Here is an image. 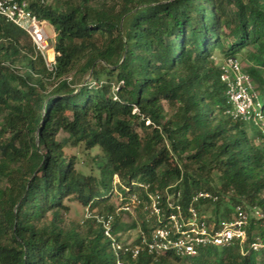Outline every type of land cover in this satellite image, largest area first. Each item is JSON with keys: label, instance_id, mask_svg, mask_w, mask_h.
<instances>
[{"label": "trees", "instance_id": "16d2710c", "mask_svg": "<svg viewBox=\"0 0 264 264\" xmlns=\"http://www.w3.org/2000/svg\"><path fill=\"white\" fill-rule=\"evenodd\" d=\"M41 1L29 8L56 34L52 71L0 18V264H264V135L255 145L245 123L224 115L220 80L222 61L243 56L264 114V0ZM67 148L97 149V173L79 171ZM130 149L142 152L134 168L121 163ZM140 185L163 199L179 193L184 209L211 193L195 207L214 223L236 205L263 217L249 218L242 252L195 257L118 258L94 218L66 224L74 202L112 216L116 241L147 233ZM133 196L136 220L121 210Z\"/></svg>", "mask_w": 264, "mask_h": 264}, {"label": "built area", "instance_id": "2783aa9c", "mask_svg": "<svg viewBox=\"0 0 264 264\" xmlns=\"http://www.w3.org/2000/svg\"><path fill=\"white\" fill-rule=\"evenodd\" d=\"M32 1L35 0H0V18L13 24L29 37L35 50L45 60L46 67L52 71L53 63L49 62L45 55L49 39L44 31L45 22L37 20L32 14L29 8ZM220 71V80L225 86L224 115L233 121L255 125L260 134L264 135L262 102L249 74L235 58L222 61ZM140 187L144 189L146 196L143 204L146 224L153 223V227L147 233L140 228L137 229L140 238L137 244H132L134 240L116 241L112 232V216H98L86 210L85 218H94L96 223L101 225L104 236L109 239L112 251L118 258L122 254L137 259L143 253L155 256L172 253L178 257H195L204 248H227L234 244H237L242 252L247 240V228L251 217L249 213H252L255 219L263 217L257 207L246 210L236 205L232 208L228 220L214 223L208 220V215L195 207L201 200H216V197L207 191L196 193L184 209L180 205L179 193L173 200L165 191L166 197L163 199L159 193L150 192L148 187L144 185ZM139 204L138 198L133 196L130 204L121 210L136 220L135 209ZM249 246L253 251L263 247L259 241H252Z\"/></svg>", "mask_w": 264, "mask_h": 264}, {"label": "rangeland", "instance_id": "374dc122", "mask_svg": "<svg viewBox=\"0 0 264 264\" xmlns=\"http://www.w3.org/2000/svg\"><path fill=\"white\" fill-rule=\"evenodd\" d=\"M45 5H49L51 7H55L56 5H58V0H43ZM44 26V31L46 33V35L48 36V51L51 50L55 44V38H56V34L53 30V28H51V26L45 22L43 24ZM48 51L45 53L46 58L49 62L53 63L54 58H52V60L49 59V55H48ZM55 56V55H54ZM217 58H219V56H216ZM219 59H217L216 61H218ZM239 62L241 63L242 67L245 69L248 66V62L244 60L243 56L238 57ZM48 89H51L48 86ZM246 132L248 134V136L252 139H254V144L255 145H260L263 143V140L261 139V134L260 131L258 129L257 126L255 125H250V124H246ZM62 137H65L64 134H61L59 139H61ZM67 151L69 153H73L75 155H77V166L76 168L81 171L83 174H88L89 172H91L90 169H92L93 173H97V169L96 166L93 165L92 162V157H94L95 155L99 154V151L97 149H94L92 151H90L89 153L85 154L84 151L82 150V148H78V149H71V148H67ZM142 158V152L141 150H136V149H130L128 150L125 155L123 156L121 163L129 168H134L138 162L140 161V159ZM214 184L218 185V180L217 178H215L214 180ZM119 180L117 177L114 178V184L118 185ZM113 200L115 201V203L117 202V197L116 195L114 196ZM69 211L67 212V214L65 215V219H66V224H79L82 227L84 226L83 222L86 219V209L82 208L80 205L71 202L69 203ZM249 216L253 217L252 213H249ZM132 218V216H131ZM123 224H130V220L128 219L127 215L123 216ZM147 228H152L153 227V223L150 224H146ZM258 232V226H254L253 230H252V234H256ZM120 236H122V241L126 240L129 238V236L132 237V240H136L139 236V231H133V232H128V233H124V234H119ZM118 235V236H119ZM217 252H221L222 248L218 247L216 248Z\"/></svg>", "mask_w": 264, "mask_h": 264}, {"label": "crops", "instance_id": "0c3cea01", "mask_svg": "<svg viewBox=\"0 0 264 264\" xmlns=\"http://www.w3.org/2000/svg\"><path fill=\"white\" fill-rule=\"evenodd\" d=\"M51 28H52V27H51ZM51 50L53 51V57H55V56H54V55H55L54 49L52 48Z\"/></svg>", "mask_w": 264, "mask_h": 264}]
</instances>
